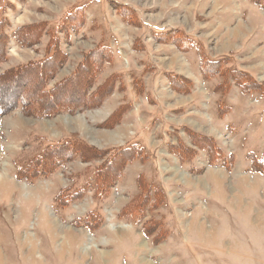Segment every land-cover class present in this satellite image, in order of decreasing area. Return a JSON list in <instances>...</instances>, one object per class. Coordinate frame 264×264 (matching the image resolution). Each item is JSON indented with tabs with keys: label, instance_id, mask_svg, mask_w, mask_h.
Instances as JSON below:
<instances>
[{
	"label": "rangeland",
	"instance_id": "1",
	"mask_svg": "<svg viewBox=\"0 0 264 264\" xmlns=\"http://www.w3.org/2000/svg\"><path fill=\"white\" fill-rule=\"evenodd\" d=\"M110 1L0 0V19L10 21L0 74L47 55L49 34L22 47L15 29L38 23L56 29L68 10L87 4L85 28L69 39L60 35L68 58L47 87L70 77L101 43L111 46L114 63L87 94L115 73L124 83L96 109L46 117L28 115L18 105L0 115V264H264V172H255L247 157L253 152L264 162V11L247 0H112L134 10V26L122 21ZM174 27L201 50L181 52L155 40L154 30ZM202 53L228 58L230 67L252 74L262 90L243 93L233 85L227 95L216 93L221 80L203 78ZM166 72L189 79V92L175 91ZM31 75L4 79L0 99L28 82L34 88L38 79ZM134 79L143 80V93H136ZM78 83L65 84L58 97L79 92ZM122 104L130 105L122 121L101 126ZM185 128L214 138L225 156L233 154L230 168L211 166ZM66 139L99 150L137 143L148 159L128 163L102 197L93 172L103 160H71L52 172L19 178V169L47 145ZM182 143L197 150L188 163L170 148ZM82 190L68 204L56 200ZM92 214L94 229L86 225Z\"/></svg>",
	"mask_w": 264,
	"mask_h": 264
},
{
	"label": "trees",
	"instance_id": "2",
	"mask_svg": "<svg viewBox=\"0 0 264 264\" xmlns=\"http://www.w3.org/2000/svg\"><path fill=\"white\" fill-rule=\"evenodd\" d=\"M24 1V0H18ZM256 5L260 10L264 11V0H247ZM112 7L116 9L117 15L122 21L128 25H139V19L134 10L126 5H122L115 1H110ZM87 4L77 5L71 10H68L56 29H51L46 23H38L34 25H24L15 29L12 33L14 39L22 47H29L35 45L40 37L44 34H49L50 42L47 46V55L40 60L31 61L26 64H21L17 67L11 68L0 74V83L6 78H19L23 74H33L38 79L35 85L18 89L12 94L5 93V97L0 99V115L9 113L18 105L22 107L24 113L28 115H39L51 117L63 111H74L79 107L84 109H96L101 107L104 100L110 96L117 88L122 90L124 88L123 77L120 73L113 74L106 79L96 91L90 95L87 94L88 86L97 82L100 75L106 66H112L114 63V53L110 45L99 44L96 49L88 52V58L84 59L79 68L66 79L58 82L55 89L47 87L50 79L57 73L59 68L65 63L68 58L66 51L62 50L60 35L70 38L72 34L80 33L86 26L85 15L87 11ZM10 21L7 18L0 19V64L7 61V49L10 43V35L8 27ZM153 36L155 40L163 43H173L181 52H188L196 49L201 50V45L193 37H191L184 29L174 27L166 30H154ZM229 59L211 58L205 53H202L199 60V70L205 80H211L219 77L220 82L214 87L216 93L222 95L229 94L233 85L237 86L243 93H250L251 91L262 90V85L250 74L241 69L232 68L229 65ZM171 87L175 91L187 94L191 88L192 82L180 75L166 72ZM79 79V92L72 95H66L64 98L58 97V89L72 80ZM141 79H134L132 84L136 93L144 92V84ZM77 84V86H78ZM3 85V84H2ZM0 84V89L4 87ZM23 85H25L23 83ZM26 86V85H25ZM12 91V90H11ZM7 93V94H6ZM68 94V93H67ZM78 95V97H77ZM77 97V98H76ZM130 109V105L122 104L113 112L110 118L101 124V126L114 127L119 124L125 113ZM229 112L230 107L224 108ZM186 133L192 140L195 147L206 152L208 162L211 166H222L229 169L235 160L233 154L225 156L223 151L218 147L216 141L212 137H207L194 130L185 128ZM172 153L180 160L181 163H188L194 159L197 150L193 147L182 145H171ZM252 163V168L255 172H264V162L258 156L250 152L247 155ZM82 160L84 162H91L94 160H103L100 166H97L93 172L95 180L94 189L98 196H106L111 187L117 180L121 178L125 166L136 160L142 162L148 159L145 148L137 143H132L129 146L118 147L105 150H99L84 140L66 139L56 144H49L46 146L41 154L33 157L25 168L19 169L20 179H30L37 175L52 172L58 168L64 167L71 160ZM204 169H199L201 173ZM144 178L139 177L138 183L142 188L144 186ZM83 196V190L78 192H70L66 194H59L56 200L62 205L79 199ZM133 211V210H132ZM135 213V211H134ZM95 215L89 216L86 221L91 229L96 228L98 223L92 224ZM90 219V220H89ZM146 235L151 233L146 231Z\"/></svg>",
	"mask_w": 264,
	"mask_h": 264
}]
</instances>
